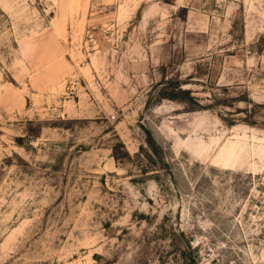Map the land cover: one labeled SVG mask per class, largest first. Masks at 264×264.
<instances>
[{
	"label": "rangeland",
	"instance_id": "obj_1",
	"mask_svg": "<svg viewBox=\"0 0 264 264\" xmlns=\"http://www.w3.org/2000/svg\"><path fill=\"white\" fill-rule=\"evenodd\" d=\"M0 264H264V0H0Z\"/></svg>",
	"mask_w": 264,
	"mask_h": 264
},
{
	"label": "trees",
	"instance_id": "obj_2",
	"mask_svg": "<svg viewBox=\"0 0 264 264\" xmlns=\"http://www.w3.org/2000/svg\"><path fill=\"white\" fill-rule=\"evenodd\" d=\"M179 91L181 93H183V94L189 95V91L188 90H181V89H179ZM174 96H176V95H171V97H174Z\"/></svg>",
	"mask_w": 264,
	"mask_h": 264
}]
</instances>
